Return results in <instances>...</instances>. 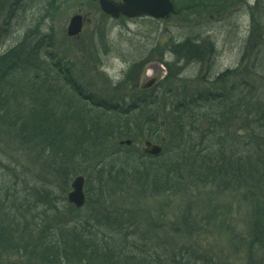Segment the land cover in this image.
<instances>
[{
  "label": "trees",
  "instance_id": "1",
  "mask_svg": "<svg viewBox=\"0 0 264 264\" xmlns=\"http://www.w3.org/2000/svg\"><path fill=\"white\" fill-rule=\"evenodd\" d=\"M71 1L0 0V24ZM178 2L173 15L198 25L245 13L234 69L212 74L217 50L207 30L168 43L162 80L130 98L112 96L125 88L103 76L104 94L83 86L38 24L0 53V264H229L195 240L212 225L245 249L244 264H264V0ZM191 64L206 69L175 92ZM137 138L160 140L159 159L136 149ZM77 176L86 198L79 210L66 199ZM196 186H211V198L193 199ZM149 194L176 199L172 220L164 204L132 210ZM231 196L245 236L216 212Z\"/></svg>",
  "mask_w": 264,
  "mask_h": 264
},
{
  "label": "rangeland",
  "instance_id": "2",
  "mask_svg": "<svg viewBox=\"0 0 264 264\" xmlns=\"http://www.w3.org/2000/svg\"><path fill=\"white\" fill-rule=\"evenodd\" d=\"M111 1L117 2L118 0ZM172 2L173 5L176 3V8L179 9L178 0ZM76 14L83 16V28L78 36L69 38L66 35V28L70 18ZM227 14L224 20L212 19L208 22V25L204 23L198 25L197 20H182L177 15L156 21L149 18L125 19L120 17L112 19L99 11L97 5H95V0H91V2L88 0H73L65 3L63 7L58 8L55 12H49L46 5L43 8L34 6L21 12L16 22L9 26L6 27V25L0 24V30L3 31L1 34H8L0 45V53L16 45L27 28L38 24L40 30L43 33H48L51 37L49 40L51 43L50 51L56 58L65 60L69 68L74 69L73 72L81 78L79 82L83 86L90 85L93 90L103 93L105 92L102 90L104 85L101 76H103L104 80L112 83L113 86L121 82L122 88H125L122 91L118 90V95L113 94L112 96L123 95L130 98L140 94V91L149 90L162 80L164 76L163 68H165L162 67V62L172 61V56L170 57L166 50L167 44L180 41L191 30H194L193 32L199 30L203 33L204 30H207L206 34L210 35L215 43L217 57L212 70L213 75L228 69H234L241 57L248 19L241 9ZM45 16L50 17L46 18ZM63 67L65 68L64 65ZM130 68L133 69L129 70ZM184 68V72L180 75L179 84L173 86L175 92L177 88H179V92L183 89L182 87H191L193 79L201 76L203 70L206 69L201 68L200 70L196 64L186 65ZM210 76L212 75L210 74ZM210 78L208 77V79ZM152 79H154V83L146 87V83ZM105 84L107 83L105 82ZM164 135L159 137L161 141ZM160 140L153 144L162 147ZM146 141L148 140L138 139L135 148L140 149L144 155L158 160L159 156L153 157L143 152L145 149L144 142ZM129 142L130 146L132 142L131 140ZM135 153L137 155V151ZM135 165L137 164L129 161V166ZM213 191L214 189L211 186H196L191 196L196 199L198 195L200 197L197 200L201 198L200 200L203 201L210 199ZM161 194L157 196L154 194L143 195L142 200H134L129 205L135 213L138 211L145 214L151 211L152 203L157 206L153 210L163 208L162 204H164L167 208L169 207L168 211L164 210L167 211L166 217L170 221L173 219L175 212L172 209H175L177 202L173 205L175 198L164 197V194L161 197ZM226 202H229L228 207H225ZM226 202L224 200L220 202L221 204L216 209L217 214L226 217L227 223L233 224L231 227L234 228V232L245 236L246 232L242 226L243 213L238 197L231 196ZM169 209L173 214L168 215ZM200 210L203 215L208 213L205 208L201 207ZM147 215L150 216V214ZM199 229L201 228L197 230ZM200 232L203 233L194 236L203 249L212 251L219 258L221 256V259L226 263H245V249L240 247L235 250L234 245L229 244L227 235L223 234L217 225L203 226Z\"/></svg>",
  "mask_w": 264,
  "mask_h": 264
},
{
  "label": "water",
  "instance_id": "3",
  "mask_svg": "<svg viewBox=\"0 0 264 264\" xmlns=\"http://www.w3.org/2000/svg\"><path fill=\"white\" fill-rule=\"evenodd\" d=\"M100 11L112 19L122 16L127 19L135 18H151L153 20L167 19L173 14L174 9L170 0H120L116 3L111 0H97ZM83 16L80 14L73 15L67 25L66 35L69 38L78 36L83 28ZM154 79L146 83V87L151 86ZM121 144L129 145V141L121 142ZM144 153L157 157L160 155L162 148L149 141L144 142ZM66 199L75 209H81L85 204L84 194V178L82 176L75 177L70 185Z\"/></svg>",
  "mask_w": 264,
  "mask_h": 264
}]
</instances>
